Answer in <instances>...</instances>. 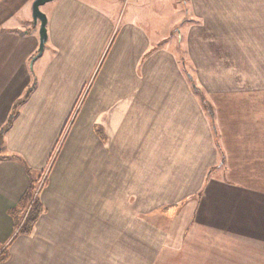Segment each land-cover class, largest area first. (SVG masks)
<instances>
[{
  "label": "crops",
  "instance_id": "0c3cea01",
  "mask_svg": "<svg viewBox=\"0 0 264 264\" xmlns=\"http://www.w3.org/2000/svg\"><path fill=\"white\" fill-rule=\"evenodd\" d=\"M148 1L45 3L29 67L33 0H0V130L26 95L0 138V264H264V0H172L164 32Z\"/></svg>",
  "mask_w": 264,
  "mask_h": 264
},
{
  "label": "trees",
  "instance_id": "16d2710c",
  "mask_svg": "<svg viewBox=\"0 0 264 264\" xmlns=\"http://www.w3.org/2000/svg\"><path fill=\"white\" fill-rule=\"evenodd\" d=\"M25 98L26 95L13 104L7 122L0 130V138L6 128L10 125L12 117L16 113V107ZM40 181L41 177H39L38 179L30 180L25 192L20 197L17 206L11 211V214L15 221L17 232L29 233L32 230L37 218L43 211L42 205L38 197L39 192L42 188V185L39 187ZM42 183H44V180Z\"/></svg>",
  "mask_w": 264,
  "mask_h": 264
},
{
  "label": "rangeland",
  "instance_id": "374dc122",
  "mask_svg": "<svg viewBox=\"0 0 264 264\" xmlns=\"http://www.w3.org/2000/svg\"><path fill=\"white\" fill-rule=\"evenodd\" d=\"M181 2H182V0H180L178 3L181 4ZM160 3H164V7L161 10H160ZM171 4H172V0H149L148 3L146 4V14H147L146 23L148 21H151V22L154 21L155 23H157L156 24L157 26H159V25L164 26L162 29V32L166 31L167 28H169V26H170V22L176 18ZM185 11H186V8H185V6H183V12L185 13ZM148 13H149V16H148ZM183 20H185V19H183ZM177 21H175L174 24H172V25H174L173 30H172L174 37H176L175 35H177V31L181 28V26L184 27V25L186 23V21L176 23ZM32 58H33V56L31 57V59L29 61V67H30V64H31V67L34 66L33 63H31ZM186 67H187L186 71L188 73H190L189 65H186ZM193 87H194V89H197V90H199L201 88L200 86L197 85L196 81H193ZM43 177H44V181H45V175L42 176V178Z\"/></svg>",
  "mask_w": 264,
  "mask_h": 264
},
{
  "label": "water",
  "instance_id": "95a60500",
  "mask_svg": "<svg viewBox=\"0 0 264 264\" xmlns=\"http://www.w3.org/2000/svg\"><path fill=\"white\" fill-rule=\"evenodd\" d=\"M52 1V0H33L31 4V17L33 24H38V47L36 54L33 56L32 61L39 57L44 49V45L47 39V32H46V15L44 12L41 11L40 7L45 3Z\"/></svg>",
  "mask_w": 264,
  "mask_h": 264
},
{
  "label": "built area",
  "instance_id": "2783aa9c",
  "mask_svg": "<svg viewBox=\"0 0 264 264\" xmlns=\"http://www.w3.org/2000/svg\"><path fill=\"white\" fill-rule=\"evenodd\" d=\"M124 3H127L129 0H122ZM43 180H44V177L43 178H41V181H40V183H39V187L41 186V185H43Z\"/></svg>",
  "mask_w": 264,
  "mask_h": 264
}]
</instances>
